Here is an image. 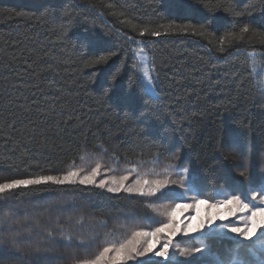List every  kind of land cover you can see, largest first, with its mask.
Wrapping results in <instances>:
<instances>
[{
    "label": "trees",
    "instance_id": "obj_1",
    "mask_svg": "<svg viewBox=\"0 0 264 264\" xmlns=\"http://www.w3.org/2000/svg\"><path fill=\"white\" fill-rule=\"evenodd\" d=\"M168 24L203 34L139 35ZM245 25L248 36L264 33V0H0V183L88 170L91 160H102V174L137 161L144 171L159 154L164 166L188 167L209 195L247 192L264 181V71L251 74L264 69V44L229 36ZM100 56L108 59L93 64ZM155 199L79 184L15 190L0 198V264L92 258L133 221L160 220L148 207ZM208 244L197 264L227 261L236 240ZM240 255L255 264L245 247Z\"/></svg>",
    "mask_w": 264,
    "mask_h": 264
},
{
    "label": "snow or ice",
    "instance_id": "obj_2",
    "mask_svg": "<svg viewBox=\"0 0 264 264\" xmlns=\"http://www.w3.org/2000/svg\"><path fill=\"white\" fill-rule=\"evenodd\" d=\"M239 14V13H238ZM123 22V21H122ZM135 25L133 28L135 29ZM202 35L198 33L194 24H168L160 25L156 29L148 27L141 28L139 35L150 34L154 37L175 33ZM250 29L247 25L240 29L239 33H229V36L239 41L258 40L264 44V33L254 32L248 36ZM131 39V37H129ZM223 52L224 41H221L219 49ZM143 51V49H141ZM114 55V53H113ZM108 57L100 56L92 61L93 64L106 62ZM146 57H142V60ZM256 60L255 51L249 54L250 65ZM254 65L251 74L254 79L258 78L260 72ZM152 70L147 64L144 65L143 80L148 89H152ZM264 94V87L260 89ZM102 147V146H101ZM106 151V150H105ZM84 157L82 156L81 159ZM119 163L118 159L116 161ZM152 167L141 171L142 162L137 161L131 166L124 168L120 175H108L115 173V168L104 169L103 164L97 160L94 166L86 170L83 167H71L67 172L59 176H36L29 178L13 179L9 182L0 183V198L15 190L29 186H40L44 184L54 185H91L96 188L106 189L110 193L123 191L129 195L140 197H155V201L149 200L148 207L157 215L163 217L160 220H145L142 224L133 221L134 226L121 239H106L100 250L92 257L77 261V264H129L136 261L137 264H197V254L211 255L208 240L215 236L226 237V233L235 234V249L227 261L220 256H214L212 264H249L241 255L240 248L245 247L255 264H264V181L256 186L250 187L243 192L238 187L228 190H214L211 195L207 194L201 187L194 183L190 176L188 167L177 168L173 164L160 167L159 154L149 161ZM241 176H246L242 171ZM175 187H171V186ZM167 189V191H165ZM176 189H180L177 191ZM250 195V199L248 198ZM205 206V215L201 218L198 209ZM192 210L195 214L186 212ZM180 213V216L177 213ZM184 217V218H180ZM232 218L231 223L223 221ZM199 220L193 227L191 221ZM217 220L221 223L217 224ZM216 227L213 228V225ZM154 225V226H153ZM207 228L208 231L203 230ZM201 232L202 235H193ZM259 232V236L257 233ZM178 235L183 237L192 236L191 241L175 240ZM256 237V240H253ZM70 239V238H69ZM253 240L252 245H242V241ZM83 243V241H81ZM194 243L198 246L181 247L182 244ZM206 249L208 252L206 253ZM183 257V260L177 258ZM148 257L147 260L140 258ZM161 258L156 260L155 258ZM197 257V259H191Z\"/></svg>",
    "mask_w": 264,
    "mask_h": 264
},
{
    "label": "rangeland",
    "instance_id": "obj_3",
    "mask_svg": "<svg viewBox=\"0 0 264 264\" xmlns=\"http://www.w3.org/2000/svg\"><path fill=\"white\" fill-rule=\"evenodd\" d=\"M136 56H137L138 59H139L140 68H141V72H142V76H143L144 65L147 64L148 67L150 66V65H149V60L147 59V57H146L144 54L141 53V51H137V52H136ZM142 57H146V59L142 60ZM152 82H153V81H152ZM153 86H154V85H153ZM145 90H146V92L149 93L152 97H154V96H153V95L155 94V89H154V88H152V89H148V88L145 86ZM96 161H97V160H93V161L91 160V163L89 162V164L96 163ZM99 161H102V160H99ZM159 164H160V167H163V166H164V164L161 163L160 161H159ZM85 165H87V164H85ZM85 165H83V167H84ZM122 171H123V169H121V168L118 169V172H119V173L122 172ZM115 173H116V175H119V174H117V171H116ZM171 187H175V186L173 185V186H171ZM62 206L65 208V207H66V204L63 203ZM65 209H66V208H65ZM198 211H199V216L202 218V217L205 215V211H206L205 206H200V208L198 209ZM188 214H195V212L192 211V210H189V212H186V213H185V216L188 215ZM57 215H58V214H57ZM177 215L180 216V213L178 212ZM160 218L163 219V217H161V216H160ZM180 218H184V217H180ZM231 222H232V218L223 221V223H231ZM191 223H192L193 227H195V226L199 223V220L191 221ZM216 223L219 224V223H221V221L217 220ZM215 226H216V224L213 225V227H215ZM203 231H204V232H207L208 229L205 228ZM193 235L199 236V235H202V233H201V232H196V233H194ZM234 235H235V234H233V233H226V237H227V238H233ZM257 236H259V232L257 233ZM178 237H179V235H178L177 237H175V238L177 239ZM191 237H192V236H191ZM175 238H174V239H175ZM236 239H240V238H239V237H236ZM253 240H256V237H253ZM253 240H248V241H243V242H244V243H252ZM91 255H93V252H91ZM93 256H94V255H93Z\"/></svg>",
    "mask_w": 264,
    "mask_h": 264
}]
</instances>
